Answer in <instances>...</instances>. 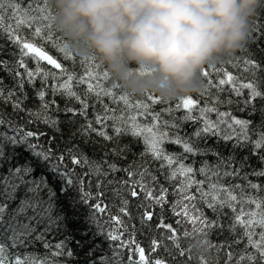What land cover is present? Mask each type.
<instances>
[{"label": "snow or ice", "instance_id": "obj_1", "mask_svg": "<svg viewBox=\"0 0 264 264\" xmlns=\"http://www.w3.org/2000/svg\"><path fill=\"white\" fill-rule=\"evenodd\" d=\"M54 21L50 0H0V264H185L191 237L200 264H264V12L229 57L242 77L205 67L197 98L151 105Z\"/></svg>", "mask_w": 264, "mask_h": 264}, {"label": "clouds", "instance_id": "obj_2", "mask_svg": "<svg viewBox=\"0 0 264 264\" xmlns=\"http://www.w3.org/2000/svg\"><path fill=\"white\" fill-rule=\"evenodd\" d=\"M55 28L133 97L200 91L205 67L242 51L264 0H52ZM143 72L144 74H141Z\"/></svg>", "mask_w": 264, "mask_h": 264}, {"label": "trees", "instance_id": "obj_3", "mask_svg": "<svg viewBox=\"0 0 264 264\" xmlns=\"http://www.w3.org/2000/svg\"><path fill=\"white\" fill-rule=\"evenodd\" d=\"M50 3L52 4V0H50ZM53 6V5H52ZM54 10V8H53ZM261 12H264V10H262ZM57 31V30H56ZM58 32V31H57ZM59 33V32H58ZM61 34V33H60ZM62 35V34H61ZM65 39V38H64ZM66 40V39H65ZM247 46V45H246ZM46 51L53 55L54 58H58V59H61V62L63 63H68L67 61H64L62 60V53L56 51L53 47L49 46V45H44ZM245 49V48H244ZM244 49L238 53H236L235 55H232V56H229V57H238V56H242L243 53H244ZM71 52L74 54L75 58H76V61L77 63L82 59V57H80L79 55H77L71 48ZM252 53L255 55V58L256 59H264V53H260L257 51V48L256 46H253L252 48ZM229 57L223 59L222 61L212 65V66H219L220 68H224L226 69L227 71L231 72L234 76L236 77H242L244 75L243 71H242V66L239 65L238 62L234 61V60H229ZM31 63V62H30ZM42 64H44L45 66L46 65V62H41ZM96 63L100 64L102 67L100 69V71H104V70H107L106 67L99 61L98 58H96ZM212 66H208V70L211 71V68ZM47 67H50V66H47ZM55 71V70H54ZM77 71H80L79 68H77ZM0 75H3V73H0ZM5 82L6 83H10L9 80H7V78H5ZM95 83V82H93ZM108 83V85L110 86L111 83H115L113 81V79H111L110 82H106ZM82 87H86V85L82 86ZM118 93H123L125 92L122 88L118 89L117 90ZM201 92V88H200V91L196 94H193V95H187V96H191L193 98H197L199 93ZM187 96H183V97H187ZM133 100H142L143 102L145 103H149L151 105V101H148L146 99V95L145 96H142V97H133ZM56 99L58 100V102L60 103L61 107H63V104H64V100H62L60 97H56ZM178 99L172 101V102H167V103H171V104H174L175 102H177ZM35 101H30V105L31 104H34ZM163 105H155L153 106L156 110H159L160 107H162ZM91 112V109L89 110ZM179 114V113H178ZM237 115H241L240 113H237ZM36 127H39L40 129H45V126L43 124H40V125H37ZM187 130L188 131H191V128L186 126ZM170 148H173V150H176V151H179L178 148H176L175 146H170ZM137 150H139L137 148ZM57 239H59V237H57ZM217 238L215 236L212 237V240L215 241ZM185 244H190L191 245V248L188 250L190 251V256H189V260L188 261H185V264H200V261L198 260V257L200 256H203L205 259H211L210 255L208 254L207 252V248L206 246H204L201 242V239L199 237H191L189 240L185 241L184 242ZM37 248H39V246H37ZM39 251L43 252V249H39ZM78 259H80L81 261L83 260V257H79ZM183 259V258H182Z\"/></svg>", "mask_w": 264, "mask_h": 264}]
</instances>
